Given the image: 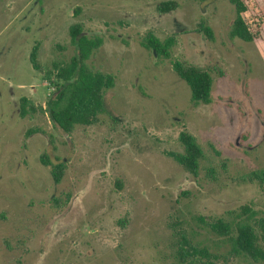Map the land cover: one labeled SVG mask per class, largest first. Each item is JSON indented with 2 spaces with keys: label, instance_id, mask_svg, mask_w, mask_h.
<instances>
[{
  "label": "rangeland",
  "instance_id": "374dc122",
  "mask_svg": "<svg viewBox=\"0 0 264 264\" xmlns=\"http://www.w3.org/2000/svg\"><path fill=\"white\" fill-rule=\"evenodd\" d=\"M235 18L229 0H0V264H177L181 236L213 264H250L195 220L264 216L263 47L230 37ZM74 25L104 40L90 64L114 87L106 115L68 134L46 112V76L77 54ZM150 34L171 60L141 45ZM175 64L211 74V104H192ZM183 134L202 150L197 175L173 158Z\"/></svg>",
  "mask_w": 264,
  "mask_h": 264
},
{
  "label": "trees",
  "instance_id": "16d2710c",
  "mask_svg": "<svg viewBox=\"0 0 264 264\" xmlns=\"http://www.w3.org/2000/svg\"><path fill=\"white\" fill-rule=\"evenodd\" d=\"M235 7L236 18L230 30L232 39H239L246 43H259L262 45L264 56V0H229ZM173 2H164L158 7L161 13L175 9ZM212 39L210 29L205 30ZM71 41L77 48V54L68 61L53 65L52 71L47 74V79L52 88L53 96L47 102V110L52 123L66 133H72L78 126L95 124L100 117L106 115L104 97L108 90L114 87L110 76L96 72L90 64L92 58L104 45V40L99 36L91 37L84 33L80 25L70 28ZM153 51L159 58L171 60L170 40L161 41L154 35H149L141 43ZM31 63L39 69L38 47L31 54ZM177 75L186 82L191 90V102L194 106L209 105L212 103L213 78L207 71L194 66L175 64ZM20 117L25 119L29 114V99L23 97L20 105ZM36 133L28 130L27 136ZM184 145V152L174 154L173 158L188 172L197 175L202 157V150L195 139L187 134L180 137ZM41 161L50 165L48 157L43 155ZM63 165H55L53 177L59 183L63 177ZM264 190V179L261 181ZM228 219L207 222L198 217L202 229L218 237L220 243L228 248L227 255L247 260L250 264H264V246L260 243V231L264 234V216L250 206L245 205L240 213H231ZM183 242L176 248L175 258L177 264H213L218 260V255L212 254L207 248L199 249L189 245V241L181 236ZM207 258V259H206ZM204 259L207 261L204 262ZM213 259V260H212Z\"/></svg>",
  "mask_w": 264,
  "mask_h": 264
}]
</instances>
